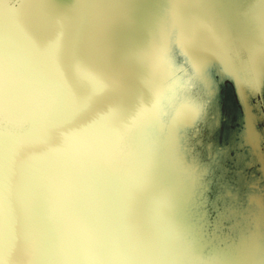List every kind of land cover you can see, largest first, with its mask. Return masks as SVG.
<instances>
[{
	"label": "water",
	"instance_id": "obj_1",
	"mask_svg": "<svg viewBox=\"0 0 264 264\" xmlns=\"http://www.w3.org/2000/svg\"><path fill=\"white\" fill-rule=\"evenodd\" d=\"M89 2H83L84 21L91 15ZM155 2L157 15L151 8L153 0L143 1L136 18L132 0H116L112 8L93 16L104 28L96 22L94 36L109 57L106 67L101 65L107 77L117 74L115 61L124 58L137 81L142 43L124 45L118 59L108 46L116 47L115 39L124 33L122 16L134 19L129 25L133 32L142 14L144 24L139 21L138 32L155 43L153 60L166 74L163 87L153 92L154 115L128 135L120 128L112 131L109 120L91 126L76 146L80 160L70 163L74 168L83 163L84 155L91 148L95 153L94 147L105 141L106 162L115 169L118 160L112 146L124 136L120 145L127 155L119 156L138 163L136 174L128 176V182L127 176L113 179L104 198L98 199L89 194L92 180L86 173L84 184L89 185L67 201L74 217L66 216L64 223L58 219L56 233L46 223L47 245L53 247L57 241L60 264H83L79 256L91 253L88 247L96 252L88 264H264V0ZM115 15L116 24L110 20ZM160 21L164 29L157 40ZM80 30L85 37L78 24ZM180 45L186 47L184 52ZM90 52L89 62L100 69L97 56ZM153 68L150 81L157 80V87L162 77ZM129 85L138 92L137 86ZM188 104L204 106L206 124L199 119L193 127L178 117ZM212 129L217 145L208 147L207 142L213 141L206 134ZM103 201L117 206L120 224L105 223ZM122 212H131L127 220ZM30 246L38 253L34 241ZM40 253L43 258L35 253L29 264H42L48 254L44 245Z\"/></svg>",
	"mask_w": 264,
	"mask_h": 264
},
{
	"label": "rangeland",
	"instance_id": "obj_2",
	"mask_svg": "<svg viewBox=\"0 0 264 264\" xmlns=\"http://www.w3.org/2000/svg\"><path fill=\"white\" fill-rule=\"evenodd\" d=\"M115 1L98 0L97 4L96 0H90L91 15H86L84 21V18L81 19V12L85 0H0V60L11 70L8 79L13 90L11 103L7 99L3 101L0 136L5 141L10 135L20 137L10 152L6 143L4 147L5 167L3 183L0 186V258L4 264H29L35 253L38 257L40 254L45 255L44 251L40 253L43 245L48 254L42 264L62 263L57 259L58 249L60 250L57 241H54L53 247L47 245L50 242V233L47 232L49 226L46 223L49 222L52 232L56 233L59 230L58 219L63 222L64 219L66 221V216L74 217L67 201L74 198L76 193L79 194L81 186L89 185V182L84 184L87 175L92 180L89 194L100 199L104 198L113 179L127 176L125 180L128 182V176L136 174L138 163L127 159L131 165L125 162L127 157L123 159L119 156L127 155V151L120 145L125 140L124 136L112 146L114 158L118 160L114 165L117 166L115 169H110L106 162L109 157V144H104L105 141L94 147L95 153L91 148L84 155L83 163H78L75 168L71 166L75 159L80 160L76 146L81 136L91 128L88 126L91 121H70L66 118L67 110L75 109L94 88H105V122L109 120L112 131L120 128L128 135L129 130L152 118L153 92L158 87H163L166 81L162 67L157 60H153L155 43L151 44L146 36L144 39L138 32L139 21L144 24L142 14L138 15L141 19L132 28L133 32L129 31V25H133L134 19L129 15L122 16L120 26L124 33L115 39L116 47L108 46L115 51L114 55L118 59L124 45H134L135 41L142 43L144 52L138 51L141 69L137 81L134 71L124 58L115 61L118 65L117 74L107 77L103 67H106L104 62L108 63L109 57L104 56L103 46L96 44L97 35L94 36V32L97 28L94 30V27H97L96 22L100 23L93 16L97 11L101 10L102 13L112 8ZM143 1L132 0L131 12L135 18L137 12L142 13ZM151 8L157 15L155 0ZM122 11L125 13V9ZM115 16L110 18L114 24L119 18L118 15ZM161 23L160 21L156 27L159 32L157 40L159 36L161 38L164 29ZM78 24L79 28L84 27L85 37L81 34L82 30L79 33ZM99 28L104 29L102 24ZM150 34L152 36V32ZM94 38L95 43L92 42ZM178 47L180 50L186 48L182 45ZM88 50L91 51V56H97L100 65L96 66L100 69L94 68L89 62ZM153 66L154 74L162 77L157 87V80L150 81ZM195 73V77L202 78L200 72ZM129 84L132 87L137 86L138 92H132ZM180 116L179 112L178 117ZM200 119V123L206 124L205 119ZM33 125L39 129V137L28 134L27 130ZM69 130H76L77 134L70 140H65L64 134ZM206 135L213 141L207 142V146L215 147L217 144L214 130ZM134 140L138 144L139 137ZM108 198L111 199L110 194ZM101 203L107 206L106 210H102L105 223L108 226L120 224L117 206L105 201ZM115 204L117 205L116 202ZM130 213L122 212V215L126 214L123 219L127 220ZM32 241L38 246V253L34 250L35 247L31 249ZM49 248H53L55 257L51 250L49 254ZM101 248L99 255L102 253ZM87 250L91 253L79 256L83 264H88L86 261L96 255L91 247ZM77 254L79 255V251ZM41 255L40 258H43ZM35 258L33 261L36 262ZM40 261L37 259V262Z\"/></svg>",
	"mask_w": 264,
	"mask_h": 264
},
{
	"label": "snow or ice",
	"instance_id": "obj_3",
	"mask_svg": "<svg viewBox=\"0 0 264 264\" xmlns=\"http://www.w3.org/2000/svg\"><path fill=\"white\" fill-rule=\"evenodd\" d=\"M10 71V68L7 67L2 60H0V116H2L4 113L3 101L7 99L10 104L13 96L11 83L8 79V77L10 76ZM106 94L107 90L105 88H94L89 96L75 109L67 110L66 118L70 121L90 120L91 124H89L88 126H94L95 124L105 121L107 119ZM158 104L159 100L157 99L156 105ZM184 107L185 110L180 113V115L183 117V122L186 125L190 124L194 127L195 123L200 118H202L205 108L203 105L193 104H188ZM0 123H2V121H0ZM27 131L30 136H40L39 129H37L34 125L31 126ZM76 134V130H69L64 134L65 140H70ZM19 139V136L10 135L5 141V139L0 136V186H2L3 183V171L5 167V143L7 145L8 151L10 152L13 144L17 143ZM0 264H4L2 258H0Z\"/></svg>",
	"mask_w": 264,
	"mask_h": 264
}]
</instances>
